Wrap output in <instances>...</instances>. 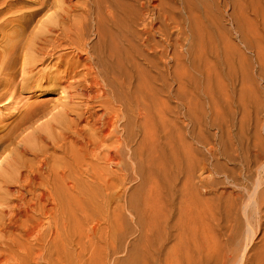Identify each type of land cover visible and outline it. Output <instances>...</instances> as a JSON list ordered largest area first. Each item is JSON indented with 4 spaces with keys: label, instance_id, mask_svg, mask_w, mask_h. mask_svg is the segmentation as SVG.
I'll list each match as a JSON object with an SVG mask.
<instances>
[{
    "label": "bare ground",
    "instance_id": "1",
    "mask_svg": "<svg viewBox=\"0 0 264 264\" xmlns=\"http://www.w3.org/2000/svg\"><path fill=\"white\" fill-rule=\"evenodd\" d=\"M225 7V0H0V264H98L99 183L108 219L112 183L135 178L176 193L183 177L178 220L192 211L196 90L211 91L236 64L217 48ZM185 219L168 248L161 230L144 226L148 245L128 250L120 264L155 257L233 264V246L204 237L200 216ZM259 242L238 264H264V230Z\"/></svg>",
    "mask_w": 264,
    "mask_h": 264
},
{
    "label": "rangeland",
    "instance_id": "2",
    "mask_svg": "<svg viewBox=\"0 0 264 264\" xmlns=\"http://www.w3.org/2000/svg\"><path fill=\"white\" fill-rule=\"evenodd\" d=\"M225 2L217 48L231 61L236 58V64L233 74L227 75L225 70V76L214 78L216 83L218 78L222 79L219 88L212 81L211 91L196 90L191 140L192 211L183 213L178 220V208L185 199L183 177L175 183L179 190L176 193L169 192L170 184L165 187V183H139V178H135L129 183H112L113 198L108 207L113 216L108 219L104 203L108 191L106 183H99V231L95 245L98 264H120L134 246L146 247V239L151 237L144 230L147 225L154 226V232L161 230L163 247L176 245L174 234L186 226L185 217L192 216L205 220L207 234L203 236L213 244L235 248L233 264L239 263L241 255L248 258L260 245L264 230V0ZM233 13L236 21L230 17ZM3 114L0 111V118ZM182 124L187 126L186 121ZM184 131L181 129L182 144L189 141ZM131 199L145 215L129 207ZM149 206L155 214H148ZM201 226L202 221L192 224L199 229ZM165 228L171 234L170 242L164 238H168ZM194 234L188 236L201 240L198 233ZM88 255L82 261H87ZM164 262L155 257L149 264Z\"/></svg>",
    "mask_w": 264,
    "mask_h": 264
}]
</instances>
